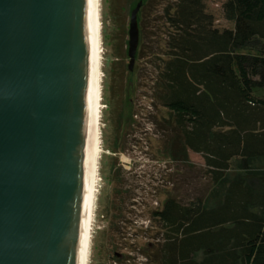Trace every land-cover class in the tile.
<instances>
[{"label": "trees", "instance_id": "16d2710c", "mask_svg": "<svg viewBox=\"0 0 264 264\" xmlns=\"http://www.w3.org/2000/svg\"><path fill=\"white\" fill-rule=\"evenodd\" d=\"M205 1L176 0L164 9L168 30L163 57L154 62L152 98L169 115L163 120L170 157L202 156L211 184L219 186L233 161L248 169L264 160V0H227L223 15L233 28L223 30ZM139 2L143 8L148 0L131 6ZM131 84L121 131L136 122ZM250 180L228 181L215 206L204 197H169L153 213L163 231L158 264H264V176Z\"/></svg>", "mask_w": 264, "mask_h": 264}, {"label": "water", "instance_id": "95a60500", "mask_svg": "<svg viewBox=\"0 0 264 264\" xmlns=\"http://www.w3.org/2000/svg\"><path fill=\"white\" fill-rule=\"evenodd\" d=\"M92 85L90 0H0V264H79Z\"/></svg>", "mask_w": 264, "mask_h": 264}, {"label": "rangeland", "instance_id": "374dc122", "mask_svg": "<svg viewBox=\"0 0 264 264\" xmlns=\"http://www.w3.org/2000/svg\"><path fill=\"white\" fill-rule=\"evenodd\" d=\"M226 1H205L207 12L220 30L233 28L223 15ZM134 2L100 0L103 153L88 264H158L154 253L162 242L163 231L153 213L161 211L169 197L184 201L204 197L215 206L228 181L245 177L255 184V179L264 176V160L249 162L248 169L235 160L227 181L213 186L202 156L188 152L180 159L170 157V132L163 120L169 115L152 98V88L154 62L165 51L168 27H164V9L176 0H148L141 8L138 56L134 70L129 72V24ZM130 82L136 122L121 131L119 115ZM113 147H118L119 153L107 151ZM200 258L201 254L197 255Z\"/></svg>", "mask_w": 264, "mask_h": 264}, {"label": "bare ground", "instance_id": "6f19581e", "mask_svg": "<svg viewBox=\"0 0 264 264\" xmlns=\"http://www.w3.org/2000/svg\"><path fill=\"white\" fill-rule=\"evenodd\" d=\"M93 85H92V120H91V154L90 172L79 264H88L92 247V227L96 214L97 194L99 192L100 160L103 153L101 132L102 75L100 51V0H90Z\"/></svg>", "mask_w": 264, "mask_h": 264}]
</instances>
